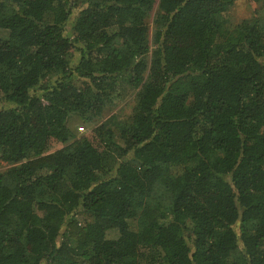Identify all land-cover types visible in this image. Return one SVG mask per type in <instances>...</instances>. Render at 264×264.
I'll return each instance as SVG.
<instances>
[{"label":"trees","instance_id":"trees-1","mask_svg":"<svg viewBox=\"0 0 264 264\" xmlns=\"http://www.w3.org/2000/svg\"><path fill=\"white\" fill-rule=\"evenodd\" d=\"M235 1L0 0V264H264V15Z\"/></svg>","mask_w":264,"mask_h":264},{"label":"rangeland","instance_id":"rangeland-1","mask_svg":"<svg viewBox=\"0 0 264 264\" xmlns=\"http://www.w3.org/2000/svg\"><path fill=\"white\" fill-rule=\"evenodd\" d=\"M256 10H258L259 13L261 12V14L264 15V9L262 8L261 3L252 2L250 0H236L229 10L230 22L232 24H237L244 19H250L254 16ZM150 25H151V34H152L153 24L151 23ZM1 106H2V103L0 102V108ZM131 110H132V100L131 99L130 100L126 99L125 101L120 103L118 107L114 108V111H120L125 117H127L131 113ZM69 123H70V126L73 127L78 132L79 136H84V135L89 136L93 140L96 146L100 147V149H103L99 139L96 138L95 134L92 131V129L95 126L83 124L78 118H75V117L71 118ZM60 147H63L61 143L53 141L51 143L50 149L47 152L51 153ZM7 167H9L7 163L5 162L0 163V171L7 169ZM115 235H116V232L114 233L113 231H111L109 233L110 237L115 236Z\"/></svg>","mask_w":264,"mask_h":264}]
</instances>
